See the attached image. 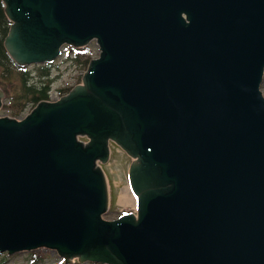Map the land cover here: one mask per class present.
<instances>
[{"label": "water", "instance_id": "water-1", "mask_svg": "<svg viewBox=\"0 0 264 264\" xmlns=\"http://www.w3.org/2000/svg\"><path fill=\"white\" fill-rule=\"evenodd\" d=\"M4 2L19 65L92 40L99 56L64 96L0 116V252L264 264V0ZM109 139L137 201L111 220Z\"/></svg>", "mask_w": 264, "mask_h": 264}, {"label": "rangeland", "instance_id": "rangeland-1", "mask_svg": "<svg viewBox=\"0 0 264 264\" xmlns=\"http://www.w3.org/2000/svg\"><path fill=\"white\" fill-rule=\"evenodd\" d=\"M71 46L63 45L60 50L58 57L52 62L53 70L51 72V77H53V82L51 83L49 98L52 100L58 99L65 94H67L74 85L81 84L82 74L85 72L83 69L78 68L76 65L71 64V62H62L63 57L68 53H71ZM85 48L89 51L92 58H97L99 56V49L95 40L90 41L86 44ZM28 70L33 71L35 65L26 66ZM264 79V75H263ZM261 84V91L264 95V86ZM60 89H65L66 91H60ZM8 103L7 99L2 98V103ZM34 106L30 103L26 105L23 112L17 117L22 118L27 113H29ZM0 115L4 117H9L7 112H1ZM82 141H86V138H80ZM132 162V157L126 154L123 149L115 144L110 143L109 146V157L108 159L100 163L102 170L105 175L107 188H108V209L106 213L103 214V218L107 220L115 219L123 213H133L137 209V201L135 195L131 191L129 179H128V167ZM130 193H129V192ZM123 192H128L131 196V200L128 204H121L120 197ZM36 258L35 263L31 260ZM64 260L56 250L48 248H37L34 250L19 251L12 254H7V252H0V264H57ZM77 260L79 262L78 256L72 257V261ZM70 261V262H72ZM69 262V261H67ZM83 264L94 263L92 261H80ZM101 264V263H97Z\"/></svg>", "mask_w": 264, "mask_h": 264}, {"label": "trees", "instance_id": "trees-1", "mask_svg": "<svg viewBox=\"0 0 264 264\" xmlns=\"http://www.w3.org/2000/svg\"><path fill=\"white\" fill-rule=\"evenodd\" d=\"M11 21L5 9L4 0H0V88L3 91L4 99L8 103H3L1 112H7L10 118H17L30 103L35 106L43 100L49 99V91L53 77V63L47 62L35 65L34 70H28L26 66L19 65L4 47V39L8 34ZM71 53L63 57L62 62H71L78 68L86 71L88 63L92 58L89 51L84 47H70ZM264 86V79L262 82ZM60 91H66L60 89ZM36 258L31 262L35 263ZM57 264H83L74 260L72 262L60 261ZM97 264V263H90Z\"/></svg>", "mask_w": 264, "mask_h": 264}, {"label": "bare ground", "instance_id": "bare-ground-1", "mask_svg": "<svg viewBox=\"0 0 264 264\" xmlns=\"http://www.w3.org/2000/svg\"><path fill=\"white\" fill-rule=\"evenodd\" d=\"M129 192V191H128ZM128 192H123L122 194H121V196H119L120 197V203L121 204H128L129 203V201L131 200V196H130V192L128 193Z\"/></svg>", "mask_w": 264, "mask_h": 264}, {"label": "flooded vegetation", "instance_id": "flooded-vegetation-1", "mask_svg": "<svg viewBox=\"0 0 264 264\" xmlns=\"http://www.w3.org/2000/svg\"><path fill=\"white\" fill-rule=\"evenodd\" d=\"M24 66H30V65H24ZM110 143H115V144H117L115 141L109 139L108 146H110ZM117 145H118V144H117ZM119 146H120V145H119ZM120 147H121V146H120ZM121 148H122V147H121ZM122 149H123V151H124L126 154L129 155V153H128L124 148H122ZM133 159H135V158L132 157V160H133ZM129 167H130V165H129ZM129 167H128V170H129Z\"/></svg>", "mask_w": 264, "mask_h": 264}, {"label": "built area", "instance_id": "built-area-1", "mask_svg": "<svg viewBox=\"0 0 264 264\" xmlns=\"http://www.w3.org/2000/svg\"><path fill=\"white\" fill-rule=\"evenodd\" d=\"M49 101H52V99H51V98H49ZM133 212H135V211H133Z\"/></svg>", "mask_w": 264, "mask_h": 264}]
</instances>
